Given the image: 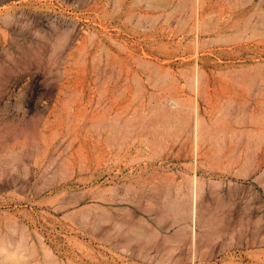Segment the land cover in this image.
<instances>
[{
	"label": "rangeland",
	"instance_id": "374dc122",
	"mask_svg": "<svg viewBox=\"0 0 264 264\" xmlns=\"http://www.w3.org/2000/svg\"><path fill=\"white\" fill-rule=\"evenodd\" d=\"M0 241L264 264V0H0Z\"/></svg>",
	"mask_w": 264,
	"mask_h": 264
},
{
	"label": "bare ground",
	"instance_id": "6f19581e",
	"mask_svg": "<svg viewBox=\"0 0 264 264\" xmlns=\"http://www.w3.org/2000/svg\"><path fill=\"white\" fill-rule=\"evenodd\" d=\"M196 110V109H195ZM198 120V119H197ZM197 123H198V121H196ZM196 123V124H197ZM196 127H197V125H196ZM181 128V127H180ZM194 128V127H193ZM182 130V129H181ZM112 134H113V131L111 132ZM111 134V135H112ZM115 136V135H114ZM156 139V137L155 136H151V139L150 140H155ZM149 140V141H150ZM151 142V141H150ZM153 142V141H152ZM154 142H156V141H154ZM151 144V143H150ZM153 145V144H152ZM156 146H158V145H156ZM155 146V147H156ZM155 147H153V148H155ZM194 173H195V171H194ZM192 186H193V188H191L192 190H191V192H192V195L193 196H191V198H193L192 200V202L193 203H191V213H192V217H193V215L195 214V204H194V196H197L196 195V193H197V188H196V180L195 179H192ZM195 188V190H196V192H195V190H193ZM0 255H1V258L0 259H2V258H7V245H6V243L4 242V241H0Z\"/></svg>",
	"mask_w": 264,
	"mask_h": 264
}]
</instances>
